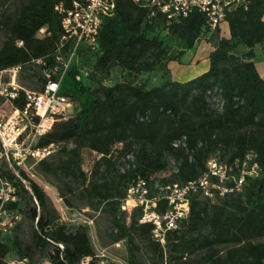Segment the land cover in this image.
<instances>
[{
	"label": "trees",
	"instance_id": "obj_1",
	"mask_svg": "<svg viewBox=\"0 0 264 264\" xmlns=\"http://www.w3.org/2000/svg\"><path fill=\"white\" fill-rule=\"evenodd\" d=\"M80 1L19 0L15 10L2 9L0 32L6 39L0 48V71L30 69L42 91L47 83L43 70L57 65L63 20ZM224 1L230 2L224 19L229 39L220 36V27H211L205 13L170 20L154 7L116 0L115 14L105 19L97 44L78 51L68 74L73 82L62 84L61 94L73 103L87 93L89 103L74 117L56 122L38 141V148L58 147L64 156L54 163L41 161V173L63 181L71 195L79 185L89 207L108 205L111 243L126 244L129 264H138L139 244L150 247L163 264H264V79L254 62L256 47L264 52V0ZM202 40L215 47L208 72L188 82L173 81L168 65L181 63ZM70 48L67 43L63 52ZM114 69L127 78L108 86L104 82ZM155 74L161 75V85L141 82ZM82 75L86 85L78 80ZM214 96L221 101L219 109L211 104ZM14 106L26 107L24 92ZM85 152L95 156L90 170L84 167ZM129 155L134 162L126 161ZM248 155L257 157L261 176L248 179L238 194L216 199L195 195L188 222L181 232L168 235L166 249L155 240L152 225L141 224L139 214L129 222L121 210L138 177L152 182L167 174L162 183L186 184L204 175L214 156L233 166ZM19 173L21 179L4 173L20 197L9 208L21 212V201L26 202L33 237L24 243L0 234V264L8 257L42 264L35 260L37 254L50 264H99L102 258L89 225L70 229L43 188L25 171ZM59 191L70 204L63 189Z\"/></svg>",
	"mask_w": 264,
	"mask_h": 264
},
{
	"label": "built area",
	"instance_id": "obj_2",
	"mask_svg": "<svg viewBox=\"0 0 264 264\" xmlns=\"http://www.w3.org/2000/svg\"><path fill=\"white\" fill-rule=\"evenodd\" d=\"M134 1L143 7L156 8L170 20L186 18L194 11L205 13L213 29L224 23L225 11L230 3L224 0ZM115 9L116 0H81L74 3V8L63 20L64 37L56 58L57 65L43 70L42 75L47 83L42 91L24 88L22 66L0 71V99L10 109L9 115L0 110V234H8L24 220L21 212L9 208L20 197L15 184L4 174L5 171L21 179L20 167L30 161L39 164L52 154L53 146L38 148L37 144L56 122L69 119V111L74 103L61 94L62 84L80 48H93L97 44L105 19L113 17ZM57 10L62 12L63 9L58 7ZM44 32L41 31L42 34ZM67 43L71 44V48L65 53L63 51ZM36 63L43 64L42 61ZM21 92L26 97L23 110L14 106ZM126 161L134 162L133 156L129 155ZM122 171L125 172V168ZM261 171L255 155H248L243 161H236L233 166L214 156L207 163V172L196 181L186 184H165L159 179L149 182L138 177L130 184L121 203V210L126 213L129 222L134 214H139L141 224L152 225L155 240L166 249L168 235L181 232L188 222L191 199L195 195L216 199L241 193L246 181L259 178ZM22 181L30 190L27 182ZM5 264L35 263L29 258L8 257Z\"/></svg>",
	"mask_w": 264,
	"mask_h": 264
},
{
	"label": "rangeland",
	"instance_id": "obj_3",
	"mask_svg": "<svg viewBox=\"0 0 264 264\" xmlns=\"http://www.w3.org/2000/svg\"><path fill=\"white\" fill-rule=\"evenodd\" d=\"M19 5V0H0V14L3 10L13 11ZM3 6V8H2ZM3 9V10H2ZM165 35V34H162ZM6 37L3 32H0V48L5 41ZM199 46L196 45L188 55L183 59V64L185 66H180L177 64L172 65V78L178 82H186L187 80L193 78L197 75L195 67H191L192 62L191 57L196 54ZM256 57L254 62L256 67L261 75L264 78V52L261 50L260 46L256 47L255 50ZM201 57V56H200ZM32 70L26 69L22 72V85L24 88L40 92V84L37 81V78L32 75ZM126 75L120 69H114L112 71L109 79L105 80V84L108 86H113L119 82H122L126 79ZM79 80L83 81L86 85L85 76L82 75ZM162 77L159 74L144 76L141 79V82H146L149 84V87L158 86L161 84ZM72 79L70 76H67L65 79L64 86L70 84ZM90 101V95L87 93L83 96L80 103H74L73 108L69 111V118L74 117V115L79 111L80 107L88 104ZM211 104L214 109L221 108V101L219 97L214 96L211 99ZM0 110L5 111L8 115L10 114L9 107L3 104V101L0 99ZM52 154L49 156L50 162H56L62 157L59 153L60 149L58 147L52 148ZM95 160V156L91 155L89 152L84 153V167L86 170H90L92 164ZM174 168V163L171 162V169ZM27 173V175L36 183H38L45 193L47 194L50 205L52 209H55L60 217V220L66 223L70 229L82 225L87 222L90 226V238L92 243L97 250V254L102 258L100 264H129V253L128 248L124 242L117 245L111 243V216L109 214V207L106 204H96L93 207H89V203L82 196V188L79 185H75L76 189L75 194L71 195L67 193L64 182L59 181L53 176H47L40 172L39 165L34 161L26 163L24 166L19 168ZM167 174H161L157 179L161 180L166 177ZM28 186L29 184L26 183ZM59 189H63L66 193L65 199L61 197ZM67 203V204H66ZM21 213L24 216L23 222L18 225L16 228L9 231L6 235V239L12 240L13 237H19L24 243H30L33 237L34 225L32 221L28 218L26 202L21 201ZM141 251L138 254L137 262L138 264H163V262L155 256L152 249L144 244H139ZM36 261L44 262L45 258L37 254ZM86 264V262L84 263Z\"/></svg>",
	"mask_w": 264,
	"mask_h": 264
},
{
	"label": "crops",
	"instance_id": "obj_4",
	"mask_svg": "<svg viewBox=\"0 0 264 264\" xmlns=\"http://www.w3.org/2000/svg\"><path fill=\"white\" fill-rule=\"evenodd\" d=\"M220 36L222 38H226V39H229L231 37L230 35V29H229V25L228 23H223L221 26H220ZM199 46V49L198 51L196 52V54H194V56L191 57V64L190 66L191 67H195L196 71H197V75L194 76L193 78L187 80L186 82L190 81V80H193L203 74H205L206 72H208L209 68H210V62H209V57L211 55V53L214 51L215 47L213 44L209 43L208 41L206 40H202L201 42H199L197 44ZM190 52V51H189ZM184 56V58L188 55V53ZM201 56V57H200ZM183 58V59H184ZM183 59L181 61V63H178V62H171L169 65H168V68L170 70V76H171V79L173 80L172 78V65L173 64H177V65H180V66H185L183 64ZM264 79V78H263ZM175 81V80H173ZM162 80H161V84H162ZM178 82V81H176ZM184 83V82H182ZM160 84V85H161ZM90 227V226H89ZM91 229V228H90ZM90 232V231H89ZM90 236V235H89ZM119 244V243H118ZM117 245V244H115ZM95 248V247H94ZM96 253H97V250L95 249ZM98 255V254H97ZM99 256V255H98ZM42 264H50V262L48 260H45Z\"/></svg>",
	"mask_w": 264,
	"mask_h": 264
}]
</instances>
